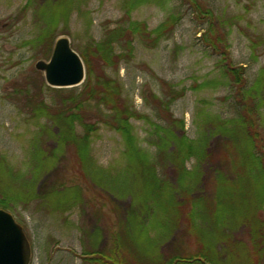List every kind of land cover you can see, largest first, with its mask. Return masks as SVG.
<instances>
[{
  "label": "rangeland",
  "instance_id": "obj_1",
  "mask_svg": "<svg viewBox=\"0 0 264 264\" xmlns=\"http://www.w3.org/2000/svg\"><path fill=\"white\" fill-rule=\"evenodd\" d=\"M195 1L204 13L194 12L191 0H0V181L4 179L6 185L22 190L27 181L34 180L36 193L41 194L53 187L63 191L76 188L75 193L82 197L66 209H57L54 205L59 202L52 205L42 195L29 201L19 200L14 209H7L23 225L31 242V264H91L84 260V253L110 246L107 236L117 228L115 208L121 202L117 193L106 192V181L114 188L123 184L125 187L121 188L129 196L128 191L141 189L138 180L119 179L126 167L124 141L119 132L99 121L101 108L95 101L85 103L79 110L84 122L95 124L96 128L88 146L91 178L75 162L71 150L55 145L51 132H45L49 131L48 119L32 109L43 98L48 102L56 98L35 64L50 58L57 37L68 36L80 54L130 22L141 23L152 31L172 19V29L161 33L155 45L134 36L131 53L126 41L129 36L117 37L116 51H124L127 56L118 68L105 70L118 77L124 97L138 112H148L155 119L150 107L151 93L161 96L165 84L167 91L173 89L177 93L171 111L184 120L190 138L198 136L207 115L230 119L243 113L246 99L264 137V81L257 91L246 94L262 78L264 70V0ZM208 21L226 37L227 55L213 52L200 38L208 31ZM43 33L46 43L41 38ZM208 35L212 36V32ZM227 56L232 66L244 67L245 86L241 89L221 69ZM93 67L102 70L101 61H94ZM132 124L139 143L148 153L155 154V148L147 143V139H152V128L140 119H133ZM49 128L54 131L52 124ZM76 131L83 134L85 126L77 122ZM39 141L50 151L56 150L57 155L47 172L36 170L35 178L30 156L33 143ZM214 151L217 152L215 146ZM187 165L193 169L198 164L192 159ZM259 212L264 215V206ZM156 216L161 219L165 214L159 212ZM186 223L182 219L177 230L162 240L159 245L163 253H180L186 247L183 255H190L196 248L195 238H187L181 232ZM153 233L150 228L149 236ZM144 243L142 239L141 244ZM227 258L224 261L230 262ZM260 262L264 264V253Z\"/></svg>",
  "mask_w": 264,
  "mask_h": 264
},
{
  "label": "trees",
  "instance_id": "obj_2",
  "mask_svg": "<svg viewBox=\"0 0 264 264\" xmlns=\"http://www.w3.org/2000/svg\"><path fill=\"white\" fill-rule=\"evenodd\" d=\"M191 5L194 12L204 13L197 1L191 0ZM174 23L168 19L155 30L147 31L141 23L130 22L127 27L112 31L106 39L80 53L86 65L83 84L71 88L49 87L56 93L55 100L60 102H48L43 98L32 108L38 116L48 119L46 129L49 131L45 132H51L57 141H54L55 145L71 150L75 162L91 178L88 146L91 133L96 128L95 124L84 122L79 110L85 103L95 101L101 108L99 121L119 132L124 141L126 167L119 179L122 182L135 179L141 186L138 191H128L129 196L123 192V184L114 188V184L111 186V182L106 181L107 184L109 182L104 188L106 192L111 195L117 193L115 196L121 202L115 208L117 228L107 236V240H111L110 246L100 251H88L83 258L91 264H261L264 215L259 210L264 206V137L251 112L252 105L245 99L243 113L230 119L205 116L197 131L198 136L190 138L184 120L176 118L171 111L178 98L173 89L167 91L163 84L161 96L151 93L150 107L156 114L153 119L148 112L141 113L135 109L132 102L124 97L118 77L105 70L113 66L118 68L127 56L114 47L118 36H129L126 41L131 53L134 36L155 45L160 34L170 31ZM207 23L208 31L203 32L200 38L203 37L205 45L213 52L227 55L226 37L217 32L212 21ZM209 32L212 36L208 35ZM45 37L46 33H43L44 43ZM53 38L54 34L49 42ZM97 59L101 61L102 70H94ZM231 63L229 57L225 58L221 69L226 76H232L241 89L245 86L244 67L237 68ZM261 76L254 87L247 90L248 96L262 85L264 70ZM133 119L143 120L152 128V139H147V143L148 147L155 148V154L148 153L139 143L133 131ZM77 122L85 126L81 135L76 131ZM51 124L53 132L49 128ZM41 143H33L30 156L35 178L36 170L47 172L57 155L56 150L50 151ZM192 159L198 165L189 169L187 164ZM159 165L161 169H157ZM4 181H0V207L5 209H14L15 202L29 201L40 195L51 200L52 205L59 202L54 205L57 209L76 205L82 198L80 193H75L76 188L63 191L53 187L41 194L36 193L34 180L27 181L22 190L6 185ZM100 212L102 210L97 212V218ZM159 212L165 217L156 219ZM182 219L187 223L181 232L187 238L191 235L195 238L196 248L190 255H183L186 247H182L180 253H163L159 244L172 235L175 228L177 230ZM150 228L154 232L151 236ZM142 239L144 244H141ZM147 244L150 247H146ZM146 248L150 250L145 251ZM227 257H230V262L224 261Z\"/></svg>",
  "mask_w": 264,
  "mask_h": 264
},
{
  "label": "water",
  "instance_id": "obj_3",
  "mask_svg": "<svg viewBox=\"0 0 264 264\" xmlns=\"http://www.w3.org/2000/svg\"><path fill=\"white\" fill-rule=\"evenodd\" d=\"M36 69L43 72L46 83L55 88H71L86 79V67L80 54L66 35L54 41L48 60H38ZM31 242L14 215L0 207V264H31Z\"/></svg>",
  "mask_w": 264,
  "mask_h": 264
}]
</instances>
